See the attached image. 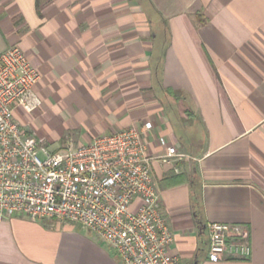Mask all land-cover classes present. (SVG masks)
I'll list each match as a JSON object with an SVG mask.
<instances>
[{
    "label": "crops",
    "instance_id": "crops-1",
    "mask_svg": "<svg viewBox=\"0 0 264 264\" xmlns=\"http://www.w3.org/2000/svg\"><path fill=\"white\" fill-rule=\"evenodd\" d=\"M13 45L41 74L39 108L15 109L28 135L82 145L151 121L168 253L264 264V0H0ZM168 145L185 156L163 162ZM210 222L246 228L251 256L209 261ZM0 264L123 262L80 223L19 214L0 220Z\"/></svg>",
    "mask_w": 264,
    "mask_h": 264
},
{
    "label": "built area",
    "instance_id": "built-area-1",
    "mask_svg": "<svg viewBox=\"0 0 264 264\" xmlns=\"http://www.w3.org/2000/svg\"><path fill=\"white\" fill-rule=\"evenodd\" d=\"M41 74L20 47L0 53V220L27 215L63 224L84 225L114 248L123 264H182L168 253L175 234L166 216L153 173L154 157L144 129L132 126L51 151L44 138L28 135L15 118L42 103L34 85ZM162 143H166L163 139ZM168 145L159 157L183 158ZM207 259L249 258L248 231L238 224L210 222Z\"/></svg>",
    "mask_w": 264,
    "mask_h": 264
},
{
    "label": "rangeland",
    "instance_id": "rangeland-1",
    "mask_svg": "<svg viewBox=\"0 0 264 264\" xmlns=\"http://www.w3.org/2000/svg\"><path fill=\"white\" fill-rule=\"evenodd\" d=\"M69 140H72V139L68 138L67 141H69ZM49 146H50L51 151H55V150H58L59 148H61V144L59 143V141L51 143Z\"/></svg>",
    "mask_w": 264,
    "mask_h": 264
}]
</instances>
